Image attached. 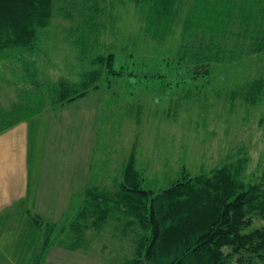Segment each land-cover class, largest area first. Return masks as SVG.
<instances>
[{
    "label": "rangeland",
    "instance_id": "obj_1",
    "mask_svg": "<svg viewBox=\"0 0 264 264\" xmlns=\"http://www.w3.org/2000/svg\"><path fill=\"white\" fill-rule=\"evenodd\" d=\"M179 1L171 33L158 42L143 33L139 10L129 0H53L51 24L33 55L40 78H63L74 86L80 73L91 69L103 73L99 88L89 91L81 102H73L80 97L76 98L64 109L48 104L45 117H31L36 118L30 122L33 150L60 154L58 158L49 155L47 164L56 170L74 168L79 157L73 153L81 150V164L85 158L91 164L89 181L93 174L98 179L88 185H99L101 179L108 184L105 187L113 188L134 149L142 186L155 191L165 188L181 169L191 174L207 171L241 152L248 159L247 173L264 170V95L251 104L232 98L233 90H229L259 71L264 77V59L250 56L235 64L211 65L208 75L196 77L189 64L177 57L182 21L192 0ZM85 5L102 11L95 20L102 24L90 34L98 40L95 44L78 41L73 31ZM109 54L112 68L128 73L111 74L105 59ZM97 55L103 59L98 61ZM20 70L17 65L0 63V106L17 98L11 84ZM75 88L79 90L78 85ZM38 134H42L39 139ZM55 180L63 182L60 175ZM81 193L73 196L72 208L65 214L68 222L78 209L76 203L83 199ZM28 215L31 223L26 218L21 224L9 223L0 238L18 264H29L33 252L41 249L44 228L35 225L33 213ZM111 222L99 233L86 229L84 239L77 243V254L58 249L55 257H66V253L73 264H120L134 237H122ZM76 236L66 226L62 234L53 235L54 244L48 250L56 243L73 249Z\"/></svg>",
    "mask_w": 264,
    "mask_h": 264
},
{
    "label": "trees",
    "instance_id": "obj_2",
    "mask_svg": "<svg viewBox=\"0 0 264 264\" xmlns=\"http://www.w3.org/2000/svg\"><path fill=\"white\" fill-rule=\"evenodd\" d=\"M129 1L139 10L144 34L161 42L171 33L179 0ZM85 6L73 31L78 41L95 44L98 40L90 34L102 24L95 21L102 11ZM52 16L53 0H0V63L21 68L14 82L21 87L19 101L10 109L0 108V129L41 113L48 104L62 105L99 88L102 69L80 73L79 90L63 78H40L33 55ZM180 38L177 57L196 77L208 75L211 65L235 64L250 56L264 59V0H192ZM105 59L111 74L128 73L112 68L111 54ZM229 90L232 98L257 103L264 95L262 72ZM241 153L207 171L181 169L155 191L142 186L133 149L116 187L88 186L72 220L65 216L53 223L32 217L44 232L40 252H33L29 264H43L53 235L66 226L78 236L72 242L76 248L86 229L99 233L110 221L122 237H134L120 264H264V170L247 173L248 159Z\"/></svg>",
    "mask_w": 264,
    "mask_h": 264
},
{
    "label": "crops",
    "instance_id": "obj_3",
    "mask_svg": "<svg viewBox=\"0 0 264 264\" xmlns=\"http://www.w3.org/2000/svg\"><path fill=\"white\" fill-rule=\"evenodd\" d=\"M11 86V91L17 98L6 103L8 106H0V108L10 109L19 101L21 87L19 89L15 83H12ZM88 95L73 102H81ZM65 104L67 103L60 105L61 108L64 109ZM46 109L34 117L41 118ZM51 111L53 114L57 112L56 108ZM47 117L49 116L47 115ZM34 119H25L10 127L0 129V238L7 231L9 223L21 224L24 223V218H26L25 222L28 220L31 223V216L28 215L30 213L46 222L60 223L61 217H65V214L72 208L74 194H80L90 186L88 185L90 182L98 180L93 174L89 181L92 171L91 164L86 158L81 164V150L73 153L79 157V162L74 168H57L56 170V167L53 168L51 164H47L49 155L58 158L60 154L33 150L30 122ZM41 135L38 134L37 138L39 139ZM56 175L62 176L63 182H56ZM99 182L102 187L108 185L103 184L101 179ZM79 205L80 202L76 203L77 207ZM56 244L57 246H52L46 253L44 264H55L54 262L73 264L70 263V258H67L66 251L77 254L78 248L70 249L60 243ZM58 249H62L61 252H66L64 253L66 257L59 255L55 257V251H60ZM0 264H18L16 257L1 241Z\"/></svg>",
    "mask_w": 264,
    "mask_h": 264
}]
</instances>
